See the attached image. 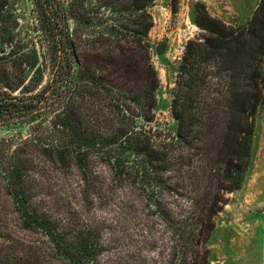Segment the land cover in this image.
Returning <instances> with one entry per match:
<instances>
[{
    "label": "trees",
    "instance_id": "1",
    "mask_svg": "<svg viewBox=\"0 0 264 264\" xmlns=\"http://www.w3.org/2000/svg\"><path fill=\"white\" fill-rule=\"evenodd\" d=\"M32 1L36 34L16 0H0V130L28 127L0 135V264H208L264 104V0L244 26L198 7L205 32L179 61L172 138L152 125L158 77L144 40L155 0H97L141 57L118 43L94 68L65 0Z\"/></svg>",
    "mask_w": 264,
    "mask_h": 264
},
{
    "label": "rangeland",
    "instance_id": "2",
    "mask_svg": "<svg viewBox=\"0 0 264 264\" xmlns=\"http://www.w3.org/2000/svg\"><path fill=\"white\" fill-rule=\"evenodd\" d=\"M260 0H155L149 7L153 25L144 40L149 45L151 63L158 77L156 90V119L153 127L163 137H174L178 122L172 114L173 91L178 65L186 43L205 30L197 23L198 12L206 11L228 25L244 26L252 18ZM69 11V31L84 57L83 64L94 68L102 49L118 43L141 57L136 44L122 40L109 30L118 14L103 2L92 0H65ZM18 20L24 32L36 34L39 10L32 0H16ZM84 10L88 12L85 14ZM91 15V16H90ZM110 19H107V18ZM119 22V21H117ZM38 26V25H37ZM39 33V31H38ZM160 47V50L158 48ZM143 75V74H141ZM52 76L48 68L41 86ZM129 83L134 74L129 73ZM40 86V87H41ZM141 121V120H140ZM28 127L0 130V135L19 134L26 137ZM264 245V104L257 113L251 159L242 186L228 195V203L220 212L216 228L209 241L208 264H251L254 253ZM253 253V254H252Z\"/></svg>",
    "mask_w": 264,
    "mask_h": 264
},
{
    "label": "crops",
    "instance_id": "3",
    "mask_svg": "<svg viewBox=\"0 0 264 264\" xmlns=\"http://www.w3.org/2000/svg\"><path fill=\"white\" fill-rule=\"evenodd\" d=\"M253 255L255 259L252 260L251 264H264V245L262 244L260 246V251L257 250ZM243 264L245 263L243 262Z\"/></svg>",
    "mask_w": 264,
    "mask_h": 264
},
{
    "label": "water",
    "instance_id": "4",
    "mask_svg": "<svg viewBox=\"0 0 264 264\" xmlns=\"http://www.w3.org/2000/svg\"><path fill=\"white\" fill-rule=\"evenodd\" d=\"M158 50H160V47L158 48Z\"/></svg>",
    "mask_w": 264,
    "mask_h": 264
}]
</instances>
